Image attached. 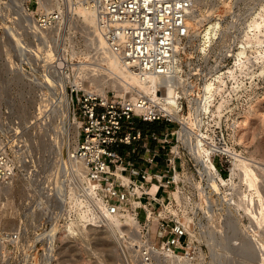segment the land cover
<instances>
[{"label":"built area","instance_id":"obj_1","mask_svg":"<svg viewBox=\"0 0 264 264\" xmlns=\"http://www.w3.org/2000/svg\"><path fill=\"white\" fill-rule=\"evenodd\" d=\"M196 1L23 0L18 14L28 17V33L54 50L42 85L56 86L44 81L46 77L65 81L78 136L68 164L60 163L44 176L17 124L0 131V186L23 177L27 194L22 215L44 220L29 242L22 237L27 233L24 220L16 231L0 232V264H77L74 252L67 251L71 245H65L61 260L56 256L59 227L77 222L67 240L73 244L90 231L106 229L112 217L122 226V233H114L122 264H204V233L196 228L203 224L198 220L246 219L257 212V202L252 206L247 201L255 198L254 192L231 168L247 157L237 132L246 110L262 94L259 63L253 58L246 66L236 65L234 50L241 48L243 39L232 36L233 50L216 55L212 44L202 54L200 68L185 71L179 60L175 69L177 51L189 37L188 21ZM75 5L93 12L105 49L126 70L138 79H169L174 104L167 102L163 85L157 87L155 100L142 93L126 97L90 89L89 78L100 71L80 63L91 62L82 59V53L94 54L86 45L92 30L84 51L68 55L59 49L79 22V14L72 10ZM205 83L211 89L204 95ZM141 124L163 127L142 131ZM69 160L82 169L76 172ZM69 194L82 218L74 216ZM205 237L210 241V234Z\"/></svg>","mask_w":264,"mask_h":264},{"label":"rangeland","instance_id":"obj_2","mask_svg":"<svg viewBox=\"0 0 264 264\" xmlns=\"http://www.w3.org/2000/svg\"><path fill=\"white\" fill-rule=\"evenodd\" d=\"M21 3L22 0H0V131L4 133V130L8 131L17 124L23 138H25L28 145L31 146V150L35 156L37 169L45 176V174H48L50 171L60 168V162L67 159L69 152L71 153L72 149L75 147V142L71 139L74 142L71 141L72 147L65 144L63 130L67 124V119L63 115L64 110L59 105L53 106L52 109V106L50 105L51 103L53 105L57 104L56 96L58 93L56 94L54 90L42 85L43 83L41 81H43L44 75L48 69L45 62L48 60L44 53H46L49 48L46 43L40 42L37 38L32 37L28 33L26 28L28 23H26L18 14V4L20 5ZM193 11L196 16L194 20L195 26L190 27L191 29L186 44L181 50L177 51L180 55L179 60L182 62L183 70L187 71V69L193 70L200 68V59L204 53L202 50H207L203 49V33L210 24L218 21L223 28V33L220 34L219 38L221 37L223 40L221 41L218 39L214 44L216 55L225 52L226 50L228 51L230 47L232 48L234 42L232 36H236L242 38L243 41L241 43V48L234 50L235 54L239 49H243L245 55L242 57L247 60V63L253 61V58L259 63V68L256 71L259 73L262 94L256 102L259 101L262 96H264V0H198ZM253 19H256L262 25L258 30L251 29L249 26ZM82 30L83 27L79 22L78 24H75L70 33H68L70 37L65 44L60 46L59 49L66 52L68 55L71 52H77L80 48L83 50L84 45L87 43L86 39H89L91 35L85 34ZM74 31L76 33H74ZM247 36L250 42L246 40ZM17 37L20 39L21 47H18L17 45ZM255 37H259V43L254 42ZM86 45L88 47L93 44L87 43ZM44 48L47 49L45 50ZM88 48H90V46ZM91 49L94 51L93 48ZM233 49L234 47L232 50ZM51 50L54 52L53 49ZM41 52H43V54ZM261 53H263V55ZM105 56L106 55L103 53L100 56L98 54L96 55V60L102 58L105 62L100 63L94 60V57H89V52L82 53V59L90 60L99 66V70H96L100 72L94 77H104H102L103 82H97L96 79L90 78V81L92 80L91 84L93 83V80L97 83L94 82V85L89 83V85L93 88L102 90V92L112 93L116 96L125 95L126 97H130L131 92L136 90L130 89V91H125L126 89H124L122 91L118 83L108 77L109 74L106 70L109 71V69L106 68H108L109 65L106 63L107 56ZM235 56L234 61L236 62L237 59ZM90 81L88 80V82ZM113 82H116L117 85ZM68 93L70 94V91H68ZM45 103L47 105H45ZM66 106L69 109L70 105H67L66 103ZM68 109V114L66 113L67 115L70 114ZM247 110L242 120L247 115ZM261 115L252 119L250 124L246 125V127L245 125L242 126V120L240 123L243 128L240 127L238 141L245 149L247 158H249V161L252 164H254L252 161L253 158L257 164L259 159L260 161L264 160V108L261 110ZM161 127L163 126L158 124H141L138 126L142 131H157L161 129ZM215 165L217 168H220L218 161L215 162ZM251 169L253 170V168ZM254 173V182L256 181L254 185H251L253 184L251 182V176H245L246 178L244 179H247V181L249 180L251 186L256 187V183L258 184L257 187H259L261 197L264 201V177L261 176L259 169L254 171ZM222 174L225 175V172ZM262 181L263 184L261 185ZM26 194L27 186L23 177H18L9 187L0 186V232L16 231L18 223L21 220H24L27 225V233L22 237L25 238L24 240L26 242H29L34 238V233L38 231L36 229L38 224L42 223L44 220L41 218L24 217L22 215V204ZM262 217L264 218V214L261 216V219ZM139 218L142 219L141 214ZM232 220L239 222V225H234L236 223L230 221L232 225L235 226V229L238 227L242 230L250 227V220L248 218ZM228 221L217 217L213 219L198 220V222H202L203 224V226L199 227L198 225L196 228L197 231L199 230L204 233L201 235L202 244L204 245L202 248V254H206L204 264H215L217 261L218 264H259L261 259L264 260V254L261 255L259 251L257 252V247L256 249L253 248L254 244L251 245L252 242L250 243L251 247H246V245L250 246L248 244L250 240L248 242V239L245 241L242 240L243 244L244 242L247 243L242 245V249H244L243 251L242 249L240 251L235 249L237 248V244H234V242L238 241L236 239L232 240L233 247L230 245L231 248H229L226 244V242H229V239H224V237L226 234L235 236L236 232L228 231ZM62 223L63 222H61L60 225ZM261 228L262 234L260 238L263 239L264 223ZM60 229L61 228L59 227V232L61 231ZM104 231L107 232L104 228L100 229L98 232H89L87 238L84 239L85 243L81 247L82 259L77 257L73 247H71L72 249L70 248V250H67L70 253L74 252L78 260L77 264H122L118 255V244L114 236L112 235V238V236H109L110 234L108 232L105 233ZM209 232L214 233V242H207L204 239L206 238L205 233L209 235ZM62 235H65V233L63 232ZM64 239V236L63 238L61 236L60 240L58 238L56 240L58 244V254H56L58 260H61V254L65 247H67L65 246V243L63 244V242H65ZM67 243L68 246H73L70 242ZM259 246L263 248L264 243ZM251 248L255 249V252H257L255 262H251V258H253V250ZM247 249L249 250L247 252H250L251 254H248L247 252L243 254ZM58 264H63V262ZM260 264H264V262L262 261Z\"/></svg>","mask_w":264,"mask_h":264},{"label":"bare ground","instance_id":"obj_3","mask_svg":"<svg viewBox=\"0 0 264 264\" xmlns=\"http://www.w3.org/2000/svg\"><path fill=\"white\" fill-rule=\"evenodd\" d=\"M198 1V0H197ZM197 1H196V3H197ZM196 3H195V5H196ZM22 4H23V0H22V3L19 5L18 4V7H20L19 8V12H21L20 11V9H21V6H22ZM71 5V4H70ZM69 5V6H70ZM195 5H194V8H195ZM194 8L192 9V11H191V14H190V18H189V21H188V26H189V30L191 29L190 27H194L195 26V23H194V20H195V15H194ZM72 10H74V11H76V13L77 14H79V19H78V21H79V23H80V25L83 27V30H82V32L84 31V33H86V34H88L89 32H90V30H92V32H93V37L92 38H90V41H91V43L89 42V44H93L92 46L91 45H89L90 46V48H93V50H94V54H93V56L92 57H94V60H96L95 58H96V55L98 54L99 56L100 55H102V53L103 54H105L106 56H107V64L109 65V67L108 68H106V69H109V71L108 70H106L107 71V73L109 74V76L108 77H110V78H112L111 80H113V81H116L117 83H118V85H119V87H120V89L123 91L124 89H126L125 91H130V89L131 90H133V89H135L136 91H132L131 92V95H133L132 97H135V93H142L143 95H146V96H148V97H150V99H153V100H155L156 99V94H155V92H156V90H157V87L158 86H161V85H163V87H164V95L166 96V100H167V102L169 103V104H174V102H175V93H174V90L172 89V85H171V83H170V81H169V79L168 80H165V79H163L162 77H159V76H148L147 78L146 77H144L143 79H138L133 73H131L130 72V70H126L124 67H123V65H122V63L118 60V59H116V58H114L112 55H110L109 53H108V51L105 49V45H104V42L102 41V39H101V36H100V34H99V32L97 31V29H96V27H95V24H94V14H93V12H90V11H88V10H86V9H84L83 8V6L81 7L80 5H75L74 6V9H72ZM193 13V14H192ZM258 15V14H257ZM258 17V16H257ZM84 18V19H83ZM23 20L25 21V22H29V19H28V17L27 16H25L24 18H23ZM191 21H192V25H191ZM262 22V21H261ZM30 24V23H29ZM249 26H250V28L251 29H259V27H261L262 25H261V23L260 22H258L256 19H253L251 22H250V24H249ZM31 29V28H30ZM10 30V29H9ZM223 28H222V26H221V23L220 22H218V21H215V22H213L212 24H210L207 28H206V30H205V32L203 33V42H202V44L204 43V47H203V49H207L208 50V48H210V46L212 45V44H215L216 42H217V40L218 39H220L221 41L223 40V38H219V36H220V34H222L223 32ZM9 32H11V31H9ZM35 33H36V35L38 36V35H40V36H42L41 38L42 39H46V36L44 35V33H42V32H39L38 30H35ZM257 34V33H256ZM255 35V34H254ZM253 35V36H254ZM258 35V34H257ZM33 36H35V35H33ZM252 36V37H253ZM244 37H246V36H244ZM216 40V41H215ZM246 40H248V36H247V38H246ZM249 41V40H248ZM16 42H17V45H18V47H21L20 46V39H19V37H17V39H16ZM246 42V41H245ZM250 42V41H249ZM254 42L255 43H259L260 42V40H259V37H255L254 38ZM244 43V42H243ZM252 43H253V40H252ZM38 44V43H37ZM36 44V45H37ZM40 44V43H39ZM260 45V44H259ZM88 46V47H89ZM206 47V48H205ZM245 47V46H244ZM243 48V47H242ZM246 48V47H245ZM21 49H23V48H21ZM45 50L47 49V48H44ZM48 51L46 52V53H44L45 54V57L47 58V60L48 61H46V63L48 64V63H50V61H51V59H52V57H53V52H52V50H50V49H47ZM213 51H215V49H212ZM42 51H43V49H42ZM202 51H204V53L206 52V50H202ZM42 54H43V52H41ZM262 55H263V53H261ZM236 55V56H235ZM234 56H235V58L237 59V61L235 62V64L236 65H238V66H240V65H245L246 66V64H247V60H245V58L244 57H242V56H244L245 55V51L243 50V49H239V51L238 52H236V54H235ZM105 56V57H106ZM43 58H44V56H43ZM86 58V57H85ZM258 58V57H257ZM179 56H175V62H174V68L175 69H179ZM45 61V60H44ZM88 61V60H87ZM97 62H100V63H105L104 61H103V59L101 58H99L98 60H96ZM109 62V63H108ZM87 63V64H86ZM85 64H83V63H80V66L81 67H89V66H94L96 69H98L99 70V66H97V64H95L94 62H86ZM90 64H92V65H90ZM101 68V67H100ZM20 71H21V69H20ZM97 71V70H96ZM263 72H264V69H263ZM106 74V73H105ZM107 75V74H106ZM95 75H93V77H90L91 79L93 78V79H96V81L97 82H103V78L102 77H100V79H99V77L97 78V77H94ZM174 76V75H173ZM90 78H89V81H90ZM110 80V81H111ZM141 80H143V81H141ZM44 81H47V83H50L51 85H56V86H60V87H53L52 88V90H54V92H56V94H57V96H56V100H57V104H55V105H53L52 103L50 104L51 106H52V109H53V106H56V105H59L61 108H63V110H64V116H65V118L67 119L66 121H67V124H66V126H65V128H64V132H63V136H64V139H65V144L67 145V146H71V139H73L74 140V142L76 141V139H77V136H78V131H77V124H76V121L74 120V118H73V115H72V107H73V99H72V96H71V94H69L68 93V91L65 89V85H64V82L65 81H63V80H59V79H50L49 77H46L45 78V80ZM92 81V80H91ZM91 81L90 82H88V83H90L91 84ZM94 80H93V85H94ZM97 82H95V83H97ZM116 82H113V83H116ZM111 83H112V81H111ZM110 83V84H111ZM117 83H116V85H117ZM120 83V84H119ZM91 84V85H92ZM102 84V83H101ZM44 86V85H43ZM117 87V86H116ZM90 89H94V90H96L98 93H100V94H102V95H104L106 92H102V90H99V89H96V88H93V87H91ZM210 89H211V84L210 83H205L204 85H203V87H202V91H203V93H204V95L205 94H207V93H209V91H210ZM57 90V91H56ZM123 96V95H122ZM66 101V102H65ZM44 102H46V101H44ZM256 102V101H255ZM47 103V102H46ZM45 103V105H47ZM66 103H67V105H70V107H69V109L67 108V106H66ZM45 105H43V106H45ZM264 108V96H262V98L259 100V101H257L255 104H253V105H251L250 106V108L247 110V115L244 117V119L242 120V118H241V120H242V126L243 125H245V127H246V125H249L250 124V121L252 120V119H255L257 116H259V115H261V110ZM41 109V108H40ZM67 109H68V112H70V114L69 115H67L68 113H67ZM169 110H171V111H173L174 109L172 108V107H169L168 108ZM47 112V111H46ZM53 112H54V110H53ZM52 112V113H53ZM67 113V114H66ZM176 113V112H175ZM177 116H178V114H177ZM244 116V115H243ZM262 116V115H261ZM37 119V118H36ZM241 120L239 121V129H238V132H237V140H239V134H240V127H241V125H240V123H241ZM264 120V119H263ZM241 128H243V127H241ZM62 133V132H61ZM73 142V141H72ZM73 142V143H74ZM239 142V141H238ZM72 147V146H71ZM74 149V148H73ZM66 150V149H65ZM67 151V150H66ZM70 151V150H69ZM69 154H70V152H69ZM197 156L200 158V159H202L204 156H203V153L201 152V151H198V154H197ZM252 161H253V163L254 164H252V163H250V161H249V158H247V157H244L243 159L241 158V159H238V160H236L234 163H233V166H232V168H231V172H232V174L233 175H236L238 178H240L241 180H244V183L247 185V187L249 188V190H251V191H253L254 192V195H255V198H253V199H251V200H247L248 201V203H250L252 206L254 205V206H256L255 204H256V202H257V212H250V215L248 216V219L250 220V227H247V228H245V229H240V228H238V227H236V229H235V226L234 225H239V222H237V221H234V220H227L228 221V223H227V228H228V231H232V232H236L235 234V236L233 235H228V234H226V236L224 237V239L226 238V239H229V242H226V244L229 246V248H231L230 247V245L233 247V242H232V240H238V241H236V242H234V244H237V248H235V249H238V251H240L241 249H242V245H244V244H247V243H245L244 242V244H243V241L242 240H247L248 239V242H249V240H250V242L248 243L249 245H250V243H251V245L252 244H254L252 247L253 248H255L256 249V247H257V252L259 251L260 253H261V255L262 254H264V247L262 248L261 246H259V245H261L262 243H264V236H263V239H261L260 238V236H261V234H262V228H261V226L263 225V220H264V218L262 217V219H261V216L264 214L263 212H264V201H263V199H262V197H261V194H260V190H259V187H257L258 186V184L256 183V187H254V186H251V185H254L255 184V182H254V176H255V173H254V171H257L258 169H259V172H260V174H261V176L262 177H264V160H262V161H260V159H259V162H258V164L256 163V161L254 160V158L252 159ZM61 163V165H63V164H68V157H67V159L66 160H64L63 162H60ZM69 163H71V165H72V168L73 169H75L76 170V172H79V170H81L82 169V166L81 165H79V164H75V162H73V161H71V160H69ZM259 165V166H258ZM253 168V170L251 169V168ZM257 173V172H256ZM258 174V173H257ZM259 175V174H258ZM245 176H247V177H249V176H251L252 177V183L253 184H251L250 185V183H249V180L247 181V179H244V178H246ZM260 177V176H259ZM256 178V177H255ZM260 179V178H259ZM17 179H15L14 180V182L16 181ZM256 180V179H255ZM263 180H264V178H263ZM258 181V180H257ZM263 184V181L261 182V185ZM264 185V184H263ZM9 187V186H8ZM214 189H217L218 190V185H216V184H214ZM261 187H263V186H261ZM264 188V187H263ZM262 188V189H263ZM7 189V188H6ZM263 191V190H262ZM64 194V193H63ZM68 201H69V205H70V207L72 208V210H73V212H74V216H77V218H82V214H81V212H79L78 210H79V207H78V205H77V203H74V198L72 197V195L71 194H69L68 195ZM248 206V205H247ZM70 208V209H71ZM126 222H128L129 220H125ZM230 221H233V222H235L236 224H234V225H232V223L230 222ZM75 223L77 224V222H75V221H73V220H71V221H69V222H67L64 226H63V228H62V230L60 231V234L57 236L58 237V239L60 240V238H61V236H62V238H63V236H64V241L65 242H63V244L65 243L66 245L68 244L67 242V240H68V235L70 234V233H72L73 232V227L75 226L76 227V225H75ZM107 228L105 229L110 235L109 236H114V234L113 233H115V231H118L119 233H122V226H121V224H120V220L118 219V218H116V217H112V218H109L108 219V221H107ZM79 228V230L81 231V229H83V228H85V227H82V228H80V227H78ZM233 230H236V231H233ZM65 233V235H62V233ZM105 232V231H104ZM107 232H105V233H107ZM234 233H232V234H234ZM100 235V234H99ZM219 235V234H218ZM221 235V234H220ZM113 236H112V238H113ZM105 237V236H104ZM108 237V236H107ZM231 239H230V238ZM233 237V238H232ZM86 238V236L85 235H82V237L79 239V241H76L75 243H73V249L74 250H76L77 252H79V253H81L82 252V249H81V247H82V245L85 243L84 242V239ZM106 238V237H105ZM218 238V237H217ZM261 240H260V239ZM209 239H210V241H212V242H214V233L213 232H210V237H209ZM103 240V239H102ZM258 240H260V241H258ZM258 241V242H257ZM103 242V241H102ZM261 244H260V243ZM71 243V242H70ZM259 243V244H258ZM251 245L250 246H247L246 245V247H251ZM216 248V247H215ZM245 248V247H244ZM249 249V248H248ZM246 250V251H244L243 252V254H245V252H247V251H249V250ZM252 249V248H251ZM251 249H250V251H251ZM255 249H252L253 250V253H252V256H253V258H251V262L253 261V262H255V259L257 258V252H255ZM244 249H242V251H243ZM241 251V252H242ZM240 252V253H241ZM214 253V252H213ZM248 253V252H247ZM250 253V252H249ZM248 253V254H249ZM251 254V253H250ZM238 255V254H237ZM239 256V255H238ZM248 256V255H247ZM247 256H244V257H247ZM229 259H231V258H229ZM233 260V259H232ZM215 263V262H214ZM221 263V262H220ZM215 264H218V261L215 263Z\"/></svg>","mask_w":264,"mask_h":264}]
</instances>
